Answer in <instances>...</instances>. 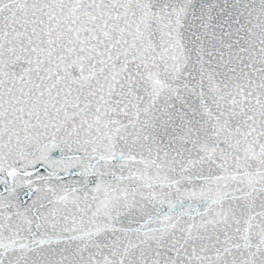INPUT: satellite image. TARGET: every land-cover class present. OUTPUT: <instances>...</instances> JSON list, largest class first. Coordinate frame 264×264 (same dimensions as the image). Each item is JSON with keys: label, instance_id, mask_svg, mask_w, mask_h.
<instances>
[{"label": "snow or ice", "instance_id": "1", "mask_svg": "<svg viewBox=\"0 0 264 264\" xmlns=\"http://www.w3.org/2000/svg\"><path fill=\"white\" fill-rule=\"evenodd\" d=\"M0 264H264V0H0Z\"/></svg>", "mask_w": 264, "mask_h": 264}]
</instances>
